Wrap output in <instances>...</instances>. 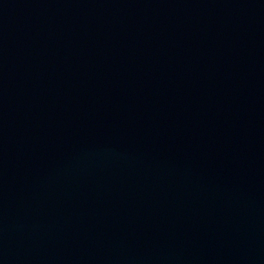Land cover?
Segmentation results:
<instances>
[{"label": "water", "instance_id": "95a60500", "mask_svg": "<svg viewBox=\"0 0 264 264\" xmlns=\"http://www.w3.org/2000/svg\"><path fill=\"white\" fill-rule=\"evenodd\" d=\"M0 264H264V0H0Z\"/></svg>", "mask_w": 264, "mask_h": 264}]
</instances>
